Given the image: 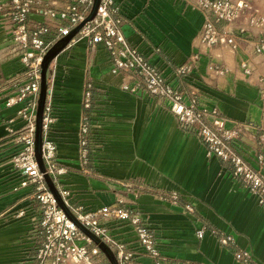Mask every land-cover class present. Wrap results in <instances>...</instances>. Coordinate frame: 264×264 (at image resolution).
Masks as SVG:
<instances>
[{"label":"crops","instance_id":"obj_1","mask_svg":"<svg viewBox=\"0 0 264 264\" xmlns=\"http://www.w3.org/2000/svg\"><path fill=\"white\" fill-rule=\"evenodd\" d=\"M264 9V0H252ZM6 0H0V6ZM74 0H63L60 5ZM124 17L122 30L136 47L185 99L196 93L202 107H217L230 121L260 124L264 100L256 79L264 74V53L232 52L224 46L201 45L197 38L204 15L189 0H117ZM43 21L52 26L62 21L31 14L29 27ZM66 21H63V23ZM13 22L0 9V81L25 70L21 49L12 40ZM196 54L195 66L186 75L175 73L177 66ZM249 58L255 74H242L240 63ZM229 66L214 76L209 63ZM111 54L103 43L94 49L77 39L51 63L47 105L50 123L45 137L56 145V175L61 190L68 192L71 206L93 211L120 203L141 213L144 223L156 236V245L172 264H264V204L235 178L228 165L192 129L182 127L170 111L169 102L139 90L123 87L131 82L126 72H114ZM92 84L88 162L80 155V124L84 114V91ZM8 88L0 93V264H33L40 243L42 208L35 186L24 185L26 175L12 158L23 143L14 140L27 121L19 113L20 100L7 105L13 95ZM237 150L264 172L259 156L264 144L242 137ZM126 185L145 186L152 192L137 195ZM153 190L177 192L172 203ZM102 223L113 237L135 250L136 264H155L144 254L132 224L105 218ZM202 234L200 235V231ZM223 237L231 241L223 243ZM248 252L243 261L237 252ZM110 264L109 261L99 262Z\"/></svg>","mask_w":264,"mask_h":264},{"label":"built area","instance_id":"obj_2","mask_svg":"<svg viewBox=\"0 0 264 264\" xmlns=\"http://www.w3.org/2000/svg\"><path fill=\"white\" fill-rule=\"evenodd\" d=\"M63 0H6L3 7L13 22L12 40L20 47V60L25 70L15 77L0 81V93L8 88L13 95L7 98V105L25 100V107L19 111L27 121L26 125L14 140L22 142V149L12 158L13 164L26 175L24 185L35 186V194L40 200L42 217L40 220V243L33 264H100L95 261L101 250L85 235L57 205L40 172L34 152L35 111L40 90L41 62L47 49L60 37L66 35L72 27L85 19L90 12L94 0H74L72 3L60 5ZM204 15V24L198 35L201 45L213 47L224 46L232 52L247 51L249 46L256 54L264 53V9L252 0H189ZM62 21L52 26L45 22H37L29 27L31 14ZM63 21H66L63 23ZM124 17L117 0H101L95 17L87 21L79 30L71 45L77 39H85L88 46L94 49L103 43L109 50L114 72H126L132 81L123 87L132 92L143 90L158 98L160 102L168 101L170 111L178 118L180 125L194 130L208 145V152L216 154L223 164L228 165L235 178L257 195L259 202L264 204V172L254 167L234 146V142L242 137L254 139L264 144V107L260 124L242 121H230L219 108L202 107L198 103L196 93L185 99L182 92L173 87L164 77L162 71L132 46L125 37L122 24ZM197 55L175 68L178 76L192 71ZM242 74L250 77L255 74L256 64L249 58L240 63ZM225 63L211 61L209 71L220 76L229 71ZM261 87L264 100V74L256 79ZM92 84L87 82L84 91L83 106L85 112L80 124V155L83 163L88 162L91 121L87 110L91 106ZM50 106L46 104L44 112V145L43 155L49 172L56 181V175L62 172L56 165V145L45 137L50 123ZM264 157L259 156L262 167ZM57 183V182H56ZM127 191L136 195L152 192L145 186L126 185ZM153 192L164 200L177 203L179 194L162 190ZM66 197L67 191L62 190ZM71 206V205H70ZM78 218L88 225L98 236L103 238L115 252L119 264H136L137 252L126 243L119 241L110 234L102 223L105 218H116L129 221L143 247L144 254L151 257L155 264H172L156 245L155 233L144 223L141 213L135 208L114 203L99 209L87 211L82 206H71ZM202 230L200 231V235ZM231 237H223L222 242L228 243ZM238 259L248 261V252H237ZM190 264V263H187Z\"/></svg>","mask_w":264,"mask_h":264},{"label":"water","instance_id":"obj_3","mask_svg":"<svg viewBox=\"0 0 264 264\" xmlns=\"http://www.w3.org/2000/svg\"><path fill=\"white\" fill-rule=\"evenodd\" d=\"M101 0H94L90 12L84 20L72 27L70 31L57 39L45 52L41 62V79L40 90L37 99V108L35 111V130H34V152L36 162L40 172L43 174L44 180L49 191L52 193L57 205L63 210L64 214L93 242L96 244L101 253L105 255L110 264H119L118 258L111 246L100 236H98L88 225L82 222L72 210L62 190L58 187L53 175L49 172L43 155L44 145V112L47 104V96L49 91V80L52 75V61L64 51L70 41L77 36L81 27L89 20L93 19L97 13Z\"/></svg>","mask_w":264,"mask_h":264},{"label":"rangeland","instance_id":"obj_4","mask_svg":"<svg viewBox=\"0 0 264 264\" xmlns=\"http://www.w3.org/2000/svg\"><path fill=\"white\" fill-rule=\"evenodd\" d=\"M99 262H102V261H107V258L105 257V255L102 253L100 254V256L98 257L97 259ZM101 264V263H100Z\"/></svg>","mask_w":264,"mask_h":264}]
</instances>
